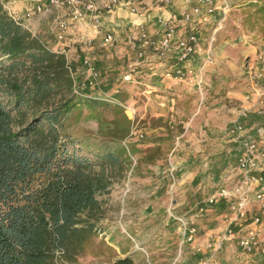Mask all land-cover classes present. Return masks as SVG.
I'll use <instances>...</instances> for the list:
<instances>
[{
  "label": "crops",
  "instance_id": "1",
  "mask_svg": "<svg viewBox=\"0 0 264 264\" xmlns=\"http://www.w3.org/2000/svg\"><path fill=\"white\" fill-rule=\"evenodd\" d=\"M33 1L36 0H14L12 13L31 32L39 33L42 26V33L49 35L48 19L41 18L36 23L26 17ZM125 1L124 6L103 11L102 29L113 36V41L105 44L102 36L95 37L98 48L92 57L102 72L101 87H110L100 93L112 95L117 104L110 107L120 108L123 121L131 124L123 147L128 151V146L135 143L132 151L155 178L148 193L139 191L145 198H136V214L127 216L125 222H152L156 226L152 228L151 242L158 249L147 251L150 239L147 242L141 237V264H199V259L206 257L205 237L219 231L220 219L208 215L199 222L195 240L180 245L172 216L186 214L220 183L235 181L230 152L237 124L244 125L250 138L264 142V5L258 0H218L213 14L196 25L198 45L185 70L201 84V102L195 82H174L164 77L165 67L176 62L175 45L165 59L151 54L137 60L129 42L139 24L158 34L164 21L179 19L184 0H172L171 6L162 0ZM107 3L103 0L101 5ZM225 3L229 8L224 12ZM132 6L138 7V13H131ZM177 35L182 36L183 30L179 28ZM69 37L63 46L75 49V63L80 65L85 40L92 37V29L83 25ZM131 68L135 71L132 80L124 81L123 76ZM78 70L80 74L83 71L80 66ZM120 159L119 177L128 180L121 192L128 194L134 189L128 184L134 169L122 170ZM261 167L259 175H264V163ZM114 169L108 171L109 178L116 173ZM109 181L112 188L114 182ZM128 200L127 195L121 196L120 203L126 205ZM122 213L126 216L130 212L123 209ZM146 229L140 228L136 235ZM212 261L238 264L226 248L215 253Z\"/></svg>",
  "mask_w": 264,
  "mask_h": 264
},
{
  "label": "trees",
  "instance_id": "2",
  "mask_svg": "<svg viewBox=\"0 0 264 264\" xmlns=\"http://www.w3.org/2000/svg\"><path fill=\"white\" fill-rule=\"evenodd\" d=\"M72 88L65 57L0 0V95L12 97L0 99V264H74L97 234V197L109 193L108 171L122 162L113 152L85 153L61 135L72 97L45 106ZM109 264L134 260L124 255Z\"/></svg>",
  "mask_w": 264,
  "mask_h": 264
},
{
  "label": "built area",
  "instance_id": "3",
  "mask_svg": "<svg viewBox=\"0 0 264 264\" xmlns=\"http://www.w3.org/2000/svg\"><path fill=\"white\" fill-rule=\"evenodd\" d=\"M3 3V0H1ZM103 0H36L26 12V17L39 16L50 21L49 34L53 41L59 45L54 52L62 54L66 59V68L74 80V92L77 97L92 98L89 91H96L94 99L104 101L109 105L117 104L112 95L100 93L102 79L101 69L92 61L97 51L94 38L102 36L105 44L113 41L110 33L102 29L105 9L124 6L125 0H108L102 6ZM261 1L264 5V0ZM167 5H172V0H162ZM218 0H184V5L179 19L171 17L162 23L161 32L152 34L143 24H139L135 34L130 38V45L137 60L154 54L165 59L173 45L178 49L176 62L165 67L164 77L174 82L195 81L185 70L190 58L198 45V36L195 30L199 22L211 16L216 10ZM3 6L12 17L17 20L11 9ZM229 8L224 4L223 11ZM131 13H138L137 6H132ZM83 25L92 29V37L85 40L86 49L80 60L78 68L73 71L70 67L65 47L69 36L74 34ZM183 30V35L178 36V29ZM29 29V28H28ZM30 31V30H29ZM31 32V31H30ZM32 36L38 38L35 33ZM40 40V39H39ZM84 75L83 80L79 77ZM135 71L133 68L123 76L124 81H131ZM199 82L195 86L199 89L201 102L203 101L202 88ZM118 93V91H116ZM125 111V106L118 104ZM235 136L230 156L236 171L235 181L220 183L217 188L205 196L204 200L192 207L186 214L174 215L181 241L192 243L198 234V224L208 215H216L220 219L219 231L209 233L205 237L204 250L206 257H201L199 264H213V257L228 249V253L235 256L238 264H264V175H259L264 163V142H257L248 136L242 123L234 129ZM263 174V173H262ZM200 252V249H196Z\"/></svg>",
  "mask_w": 264,
  "mask_h": 264
},
{
  "label": "rangeland",
  "instance_id": "4",
  "mask_svg": "<svg viewBox=\"0 0 264 264\" xmlns=\"http://www.w3.org/2000/svg\"><path fill=\"white\" fill-rule=\"evenodd\" d=\"M13 1L3 0V3L11 9V12L15 6ZM32 19L36 23L42 20L39 16H32ZM43 31L42 26H40V31L36 33V36L48 50L54 52L53 48L59 47V45L56 46L51 35L43 34ZM55 50L58 49L56 48ZM65 50L68 60L75 68H78L80 65L79 63H75V49L71 50L69 47H65ZM79 77L83 80L82 75ZM74 83L75 79L73 80ZM108 88H102L100 84V91L105 92ZM72 94L76 96L74 88H72L71 94H67L65 97L63 95L57 96L50 101V104L45 106L51 109L54 105L63 102L68 96L72 97L71 108L61 123V135L72 141L75 146L85 153L103 154L113 152L122 157V170L134 169L131 183H128L133 185L132 189H134L133 192H129L128 194L125 193V190L121 192L128 180L119 177L121 169H117V167L114 169L116 173L112 174L109 178L114 182L112 188L110 187L109 194L97 197L103 209V217L97 224V234L86 243L83 253L74 264H109L121 255H131L134 264H141L139 261L142 252L140 246L141 237L145 241H147L146 239H150L147 251L158 249L157 246L153 247L151 242L152 228H156V226L152 222L136 224L125 221H128L126 220L127 216H134L136 214V198H145L142 194L148 193L154 186V175H151L147 166L140 164L138 158H136V155L132 151L135 143L128 146V151L123 147L122 141L130 131L131 124L127 125L123 121L120 115L122 113L120 108H112L105 102L92 101L89 100L90 98L73 97ZM88 94L92 98L97 96L96 91L92 90ZM11 98L10 95H0V99L4 104L9 103ZM150 124H153V121L150 120ZM134 160L136 161L134 162ZM215 189L216 187H213V190H209L207 193H212ZM139 191H143L144 193L140 194ZM125 195L129 198L126 205L120 203L121 196L125 197ZM123 209H127L130 213L125 216L122 213ZM146 227L147 229L143 234L136 235L140 228L145 229ZM56 264L67 263L61 262L58 259Z\"/></svg>",
  "mask_w": 264,
  "mask_h": 264
}]
</instances>
